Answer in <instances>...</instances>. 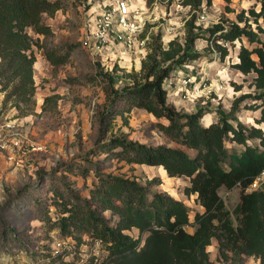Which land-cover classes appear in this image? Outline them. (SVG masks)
<instances>
[{"label":"trees","instance_id":"16d2710c","mask_svg":"<svg viewBox=\"0 0 264 264\" xmlns=\"http://www.w3.org/2000/svg\"><path fill=\"white\" fill-rule=\"evenodd\" d=\"M252 1L246 12L236 13V21L227 25L219 22L202 30L196 26L195 13L201 10L203 0H182L181 4L192 11L184 23L183 42L173 39L164 48L158 34L140 73L129 74L130 83L114 89L113 78L106 79V107L101 113L104 126L100 127L99 139L105 138L110 119L123 118L138 109L164 121L157 123L158 130L177 146H148L114 136L97 146L99 153L126 164L159 167L168 178L187 179L183 193L195 196L202 210L191 214L182 201L152 191L150 186L159 180L142 185L128 177L95 173L96 181L87 198L75 193L61 204L53 200L56 208L61 206L57 227L62 238H71L76 248L88 238H98L107 264H243L245 257L264 264V184L257 191L246 192L264 170V130L247 126L235 116L242 110L255 111L259 115L254 119L256 125L264 124V0ZM62 6L58 0H0V91L17 108L19 103L28 110L34 106L35 43L27 31L49 36L51 30L42 17H51ZM243 38L255 46L247 47ZM199 39L209 42L220 60L228 55L227 44L237 40L240 46L232 67L242 75L255 74L253 94L238 96L229 112H218L217 121L209 124L201 122L205 115L201 110H177L168 101L164 87L176 73H185V65L200 57L195 51ZM43 54L52 66H58L70 53L58 55L47 49ZM236 187L239 202L230 213L218 191ZM75 231L84 233L77 235ZM212 240L217 244L216 262L207 250ZM55 262L73 264L74 260L63 262L60 257H51L50 264Z\"/></svg>","mask_w":264,"mask_h":264},{"label":"rangeland","instance_id":"374dc122","mask_svg":"<svg viewBox=\"0 0 264 264\" xmlns=\"http://www.w3.org/2000/svg\"><path fill=\"white\" fill-rule=\"evenodd\" d=\"M58 1L62 3V9L51 17H42V22L51 30L49 36L27 31L35 43L32 48L35 57L34 106L28 110L25 104L19 103L20 108H17L14 101H6L0 91V140L6 144L18 140L24 147L29 143L44 146L39 152L22 154L16 149L0 152V264H50L51 257L44 258L45 255L58 256L63 262L70 258L74 251L69 254V250L56 244L65 239L57 227L61 206L56 208L53 200L61 204L62 199L75 193L87 198L92 183L96 181L95 173L128 177L142 185L159 180V184L150 186L152 191L165 192L182 201L191 214L202 210L195 203V196L183 193L189 184L187 179L168 178L159 167L126 164L99 153L97 146L114 136H125L148 146L177 145L158 130L157 123L164 121L138 109L125 113L123 118L110 119L104 132L105 140L99 139L100 127L104 126L101 113L106 107L107 77L113 78L114 89L130 83L129 74L140 73L141 63L148 52L145 51L144 55L143 52L137 53L134 47L121 55L112 48L89 55L81 46L84 21L86 12L101 1ZM181 1L132 0L133 6L142 5L144 14L151 17V23H146L140 36L147 35L148 51L158 34L164 48L173 39L183 42L184 23L192 11ZM252 4V0H210L209 4L203 0L201 10L195 14L203 11L205 22H197L196 26L205 30L219 22L227 25L228 21H236V13L246 12ZM250 26L255 28L252 21ZM242 43L249 48L255 46L249 45L244 38ZM210 46L205 40H196L195 51L200 57L190 63L184 73L194 78L196 86L179 85V79L185 76L183 72L176 73L169 83L164 84L168 89V101L177 110L185 113L201 110L205 112L201 119L205 124L217 121L218 112H229L238 96L253 94L255 77L253 73L242 75L232 67L240 46L237 40L227 44L228 55L224 60H220ZM47 49L57 51L58 55L70 54L64 64L52 66L43 54ZM46 98L50 99L45 102ZM235 116L247 126L264 130V124L256 125L254 121L258 112L242 110ZM9 122L14 125L11 132L4 127ZM218 194L231 213L239 202V188H220ZM187 231L191 232L192 228L187 227ZM75 232L77 235L84 233ZM19 246L22 248H17ZM216 246V241L212 240L207 248L213 262H216ZM78 251L76 248L75 252ZM80 254L83 255L84 250ZM243 264L257 263L253 258L245 257Z\"/></svg>","mask_w":264,"mask_h":264},{"label":"built area","instance_id":"2783aa9c","mask_svg":"<svg viewBox=\"0 0 264 264\" xmlns=\"http://www.w3.org/2000/svg\"><path fill=\"white\" fill-rule=\"evenodd\" d=\"M100 1L101 2L95 7H91V9L86 12L87 18L84 21L81 41V46L84 50L92 56L100 54L103 50H111L112 48H116L121 55L128 53L134 47H136L137 53L143 52L144 55L145 51L148 52L146 49V44L148 42L147 35L140 37L144 33L146 23H151V17L144 14V7L142 5L140 7L133 6L132 0ZM197 22H205V14L203 11L198 13ZM187 66L188 65L184 66L185 72H187L189 68ZM183 75L185 76H182L178 81L181 87H189V85H192V87L196 86V82L190 74ZM13 126L11 122L4 125L8 132L12 131ZM15 149L24 154L25 152L43 151L44 146L36 143H29L24 147L18 140L11 141V143L8 144L0 140V152L5 150L13 151ZM263 184L264 170L253 179L248 188H246V192L257 191L262 188ZM56 244L63 250H69L67 251L69 254L73 251L75 253H72V255L69 256L70 258H66L64 262L74 260L73 264H107L102 257V255L106 254L98 238L86 239V243L78 248V253L75 252L76 245L71 238L61 240ZM83 250L84 254L81 255L80 251ZM55 263L61 264L60 262Z\"/></svg>","mask_w":264,"mask_h":264},{"label":"crops","instance_id":"0c3cea01","mask_svg":"<svg viewBox=\"0 0 264 264\" xmlns=\"http://www.w3.org/2000/svg\"><path fill=\"white\" fill-rule=\"evenodd\" d=\"M136 231H134V233H135Z\"/></svg>","mask_w":264,"mask_h":264}]
</instances>
